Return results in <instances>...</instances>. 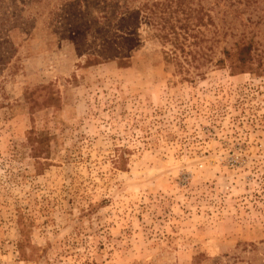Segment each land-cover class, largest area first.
I'll return each mask as SVG.
<instances>
[{"label": "rangeland", "instance_id": "374dc122", "mask_svg": "<svg viewBox=\"0 0 264 264\" xmlns=\"http://www.w3.org/2000/svg\"><path fill=\"white\" fill-rule=\"evenodd\" d=\"M161 1L0 0V264H264V0Z\"/></svg>", "mask_w": 264, "mask_h": 264}, {"label": "trees", "instance_id": "16d2710c", "mask_svg": "<svg viewBox=\"0 0 264 264\" xmlns=\"http://www.w3.org/2000/svg\"><path fill=\"white\" fill-rule=\"evenodd\" d=\"M250 0H247L249 2ZM253 1V0H251ZM258 0H254L253 3H257ZM190 2L188 0H163L161 2L153 3V4H145L141 10L146 13V16L151 24L156 23L157 25H163L161 28L167 31L163 38H166L164 43H172L175 44L176 40L178 41L180 34L176 32V26L174 25L173 19H178L177 15L183 14L184 20L179 21L183 23L180 25L181 29H184L187 34H190L194 38H198L191 32L195 31L197 28L201 26H205L206 23L204 21L205 13L202 8H192L189 7ZM250 5V4H249ZM175 7V8H174ZM137 11V15L140 14ZM158 18V19H157ZM161 18V19H160ZM157 21V22H156ZM178 21V20H177ZM132 25V24H131ZM133 26V25H132ZM122 27V26H121ZM123 28V27H122ZM126 30V29H125ZM200 32V30H199ZM132 34V33H130ZM172 34V35H171ZM171 35V36H170ZM122 39V38H121ZM199 42H195V44H200ZM173 54L179 49V45L174 46ZM201 49L203 47H200ZM176 49V50H175ZM182 49V48H181ZM184 52V49H182ZM255 51H257V46L253 42V40H247L242 38L241 41L236 45V50L234 52L225 51L224 55L226 60L230 61L232 65V73L241 74L249 72L253 69V62L255 60ZM199 53L198 51H189L188 53H184L186 56H192L193 60H195L196 55ZM175 58H178L177 53H175ZM206 57H208L206 55ZM225 60H219L218 64H224Z\"/></svg>", "mask_w": 264, "mask_h": 264}]
</instances>
